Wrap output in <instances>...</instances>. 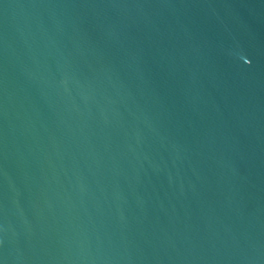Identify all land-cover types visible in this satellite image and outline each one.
I'll return each instance as SVG.
<instances>
[{
  "label": "water",
  "instance_id": "95a60500",
  "mask_svg": "<svg viewBox=\"0 0 264 264\" xmlns=\"http://www.w3.org/2000/svg\"><path fill=\"white\" fill-rule=\"evenodd\" d=\"M0 264H264V0H0Z\"/></svg>",
  "mask_w": 264,
  "mask_h": 264
}]
</instances>
